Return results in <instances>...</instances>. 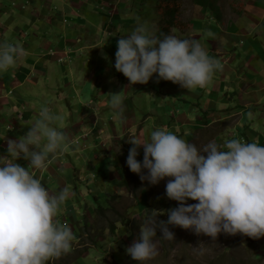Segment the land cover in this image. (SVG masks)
<instances>
[{"label":"rangeland","instance_id":"obj_1","mask_svg":"<svg viewBox=\"0 0 264 264\" xmlns=\"http://www.w3.org/2000/svg\"><path fill=\"white\" fill-rule=\"evenodd\" d=\"M152 1L158 3L157 8L147 3L149 6L144 8L145 11L139 13L138 1L121 0L128 9L127 13L121 12V18L136 19L139 22L136 26L146 24L155 35L162 36L165 34V28L168 27L167 18L163 15L166 14L165 10L163 12L166 0ZM0 2H5L9 8L7 10L15 12L14 5L19 1L0 0ZM174 2L179 3L180 6L177 11L176 24L169 28L168 34L175 35L180 39L193 40L207 38V33L211 34V30L205 31L202 23L205 21V17L212 18L213 10L211 8L217 2L216 0H169V3ZM248 2L249 0L234 2L233 0H221L219 8L225 11L224 17L227 20H236L234 9H246L245 11H247V8H250ZM25 3L32 4V1L27 0ZM94 8L95 4L90 7L95 10ZM131 9L133 11L129 15ZM94 14L97 15V12L94 11ZM105 14H111V12ZM6 16L9 17V11ZM80 16L82 15L80 14ZM73 18L74 25L86 23H80L75 16ZM101 18L102 16L98 13L97 19ZM106 20L110 24H114L110 15L106 16ZM1 21L3 19L0 17ZM87 28L88 25L85 26L84 36ZM134 28H124L125 33H122L121 36H127L128 32ZM204 34L205 36H203ZM236 36L232 34L230 39H237ZM16 40L14 39V41ZM256 43H260L258 49L261 58H264V39L261 38ZM87 49H91L84 51L90 52V59H96L98 46ZM204 49L210 56L213 49L206 47ZM232 51H237V48H232ZM111 53V58H113L116 51L111 50ZM244 53L247 57L249 56L246 50ZM30 64L31 62L27 61L24 66ZM76 65L78 66V64ZM83 68L90 71L89 74L84 73L83 75L93 78L92 91L91 89L82 91L83 85L88 83L83 75H79L82 74ZM114 68V66L108 67L104 75H90L91 73L96 74V67L90 63L82 68L79 67L78 72L73 71V75H76L75 78L79 77L71 80L77 90L72 88L73 91L67 92L64 102L60 103L65 106V109L54 112L61 117V120L57 122L63 124L61 130L66 136L71 135L72 141L68 143V148H72V150L59 152L62 155L59 161L57 160L59 153L52 158L49 171L48 166L45 169L29 168L33 176L41 181L42 186L50 194H58L65 187L70 189V196L56 219L60 224L67 225L76 239L69 254L62 255L50 264H132L130 256L126 253V248L131 246L137 238L144 220L151 213H156L159 214L157 220L167 221L168 210L179 206L177 201L170 200L166 196V184L170 178L162 180L158 185H151L148 181L142 182L136 174L135 178L128 181L122 168L113 172L108 178L99 176V172L101 173L105 169L98 168V164L104 161L106 166L109 157L116 160L124 147H132L129 143L132 140H139L141 143L147 142L151 131L162 128L160 123L176 124L179 128L169 126V131L188 143L196 145L198 150H203L210 142H214L221 150H225L223 145L231 139L254 142L259 146H264V102L251 103L252 97L256 98L255 101L260 99L259 92L255 96L247 97L244 101L240 92L249 95L245 93L248 89L247 86H244V89L240 87L241 90L232 87L230 90L233 91L226 92L225 95L228 88L227 81L229 79H227L209 96L213 102L209 103L205 100V96L208 94L200 97L196 104V119L193 120L192 117L188 118V115H184L187 114V111L184 110L183 103L178 101L175 105H173L174 103L169 105L173 100L172 97L167 99V85L172 82L164 81L165 85H163V80L157 82V77L154 75L147 84L131 85L123 74L110 75L114 73ZM15 69L11 71L15 73ZM48 76L46 75V77ZM50 76L55 79L56 75ZM220 77L221 75L217 79ZM29 78L30 76L26 75H20L18 78L16 74H0V100L3 101V105H0V114L3 113V116L0 118H5L2 120L8 123V127L4 125V132L8 131L9 134L6 135L12 138H14L13 133L21 126V123L17 124L18 119L20 118L23 123L29 116L23 112L22 102L20 103L22 110L18 115L17 104H10L6 101L16 98V90L5 93L7 86L17 84L20 93H25L28 100L32 99L29 98L27 90L30 93L42 95L41 101L47 99L48 102L53 97L51 89L55 88L58 99H62L61 92L63 83L66 82L65 79L64 81H53L50 86L48 82L43 81L44 87L40 81L35 85ZM233 83L236 84L235 81ZM212 87L213 84L210 89ZM85 88H88V85ZM263 88L264 82L262 83L260 80L257 84L250 86L249 90H261L264 94ZM114 94L121 97L122 112L113 109L111 105V98ZM77 103H82V106H78ZM127 107L130 111L127 110ZM30 119L32 120V118ZM130 120L136 124L135 127L129 122ZM163 129L168 130V127ZM12 138L0 141V156L7 155L2 151L7 153L5 150L8 147V140ZM79 140L82 143V149L77 154L78 152L75 151L78 149L73 150V145L80 144ZM138 151L137 159L142 162L143 146L139 147ZM202 154L207 156V153ZM80 155L81 157H79ZM101 159L103 160L99 161ZM118 160L123 167L121 160L119 158ZM17 162L28 167V162L23 159ZM60 162L64 164L65 169L75 168V164L78 169L74 171L72 169V174L69 175L68 170H63L59 166ZM90 167L92 172H88ZM96 171L98 172L96 173ZM89 173L93 174L88 176ZM145 174H147V170H145ZM96 188L98 189L96 190ZM187 203L198 202L188 200ZM173 233L174 240H162L161 235L157 234L154 243L157 246L158 255L147 261L146 264H264V237L253 239L243 234L221 233L213 241L208 236H197L192 230L180 227H176ZM133 262L137 264L136 261Z\"/></svg>","mask_w":264,"mask_h":264},{"label":"clouds","instance_id":"obj_2","mask_svg":"<svg viewBox=\"0 0 264 264\" xmlns=\"http://www.w3.org/2000/svg\"><path fill=\"white\" fill-rule=\"evenodd\" d=\"M115 69L131 85L170 81L187 91L207 87L220 69L201 43L175 35H155L140 24L117 40ZM22 48L0 42V73L18 65ZM113 109L122 112V100L112 96ZM61 117L47 107L22 137L8 140L7 155L0 156V264H50L73 249L75 236L56 219L70 196L65 187L52 195L31 169H45L68 138L57 122ZM126 164L141 181L158 185L168 179L166 196L179 206L169 209L167 221L148 216L126 253L137 264L158 255L154 238L174 240L169 226L192 230L215 241L219 234L264 237V146L231 139L221 150L214 142L203 150L174 133L157 128L147 142H129ZM143 146V161L137 159ZM202 153H207V156ZM23 159L28 167L17 161ZM147 170V174H145ZM197 201L188 204L187 201Z\"/></svg>","mask_w":264,"mask_h":264},{"label":"crops","instance_id":"obj_3","mask_svg":"<svg viewBox=\"0 0 264 264\" xmlns=\"http://www.w3.org/2000/svg\"><path fill=\"white\" fill-rule=\"evenodd\" d=\"M18 1L19 2L14 5L15 12L7 10L9 8L5 2H0V17L3 19V21L0 22V42H7L22 48L25 55L20 58L18 65L15 67V73L8 71L0 74H16L18 78H20V75L30 76L29 79L33 84L36 85L40 81V84L44 87V82H48L49 86L51 82H57L56 80L64 81L65 79L66 82L63 83L61 100L57 97V89L50 88L53 90V97H51L49 102L47 99L41 101L42 95L30 93V91L27 90L26 92L30 95L29 98L32 99L28 100L25 93H20V88L17 84L7 86L5 93L9 91L14 92L16 90V98L13 100L10 99V101L7 99L6 101L10 104H17L18 110L16 111L18 115H20V110L23 109V112L29 117L23 123L20 118L18 119L17 124L19 125L21 123V126L13 133L14 138L6 135L9 133L8 131L4 132L5 128L3 127L4 125L8 127V123L2 120L5 119L4 117L0 118V141L3 139L6 141L9 138L16 140L23 136L39 118V111L41 108L47 107L53 112L65 109V106L60 105V103H62V101L64 102L67 92L73 91L72 88L76 89V85H72L71 82L76 76L73 75V71L78 72L79 67L82 68L84 65L87 66L91 63L96 67V74L91 73L90 75H104L108 67L110 68L115 65V55L111 58V50L117 51V40L121 37L122 33H125L124 28L132 29V27H136V24L139 23L138 20L130 19L129 17L121 18V12L127 13L128 11L121 0H31L32 4L25 3L27 0ZM133 1H138L139 13L145 11L144 8L149 5L156 8L158 5V3H154L152 0H132V2ZM216 1L217 2L214 3L211 8L213 10L212 18L205 17V21L202 23L205 31L208 32L211 30V34L207 33V38L204 37L196 40L199 41L203 47L213 49L210 57L219 61L220 64V69L216 71L215 76L218 77L221 75V77L217 79V77L214 76L213 81L207 87L203 89L197 88L194 91H187L174 83L167 85V99L169 100L172 97L173 100L169 105L173 103V105H175L178 101L183 103L184 110L187 111V114L184 115H188V118L192 117L193 120L196 119V104L200 100V97L204 94H208L205 96V100L209 103L213 102L209 96H211L212 92L219 88L220 84L227 79L229 80L227 81L228 88L225 91V95L226 92L233 91L230 90L232 87L233 89L239 88L241 90V88L244 89V86H247L248 89L245 93L249 95L240 92L243 101L246 100L247 97L255 96L259 92V100L255 101L256 98L252 97L253 101L251 102V99L249 101L252 104L264 102L262 101L264 94L261 90H249L250 86L257 84L260 80H262V83L264 82V58H261L258 49L260 43H256V41H259L261 38L264 39V0H249L248 4L250 8H247V11H245L246 9H234L237 16L236 20H227L224 17L225 11L219 8V2H221V0ZM234 1L236 0H233V2ZM147 3L149 5H147ZM94 4L95 10L90 9ZM28 5L31 7L28 8ZM7 11H9V17L6 16ZM94 11L97 12V15L99 13L102 18L97 19V15L94 14ZM132 11L133 9L130 10L129 15H131ZM106 12H111V14H105ZM80 14L82 16H80ZM107 15H110L114 24H110L109 21L106 20ZM74 16L76 19H79L80 23H86L74 25L72 23ZM206 21H208V23H205ZM86 25H88V28L84 36ZM150 30L153 32L152 29ZM130 32L131 30L128 34ZM232 34L237 35L236 37L238 38L230 39ZM203 36H205V34ZM14 39L17 40L14 41ZM94 46H98L99 50L96 53V59H90V52L84 51L91 50L87 48ZM234 47L237 48V51H232ZM245 50L249 54L248 57L244 53ZM27 61L31 62V64L24 66ZM76 64H78V66ZM113 72L114 73L110 75H122V73L117 72L115 68ZM84 73L89 74L90 71L83 68L82 74L79 75H83ZM46 75L49 76L46 77ZM50 75H56L55 79ZM83 76L86 81L88 80V83L83 85L82 91L85 92L86 89L89 91L91 89L92 91L93 78L89 77V75H87L88 77L86 75ZM78 78L79 77H76L75 79ZM233 81H235L236 84H234ZM212 84L213 87L210 89ZM87 85L88 88H85ZM163 85H165L164 81ZM21 102L23 103L22 109L20 108ZM81 104L82 103H77L78 106H82ZM124 104L127 103L124 102ZM0 105H3L2 100H0ZM128 109L129 107H127V110ZM16 111L14 112L16 113ZM0 116H3V113H1ZM30 118H32V120ZM129 122L132 123L131 120ZM58 124L63 125L62 123ZM160 124H162V128L168 127V131L169 126L179 128L176 124L170 122ZM132 125L135 127L136 124L132 123ZM7 129L9 130V128ZM70 136L71 135L66 136L68 138V143L72 141ZM80 142L79 140L78 143ZM81 144L82 143L73 145V150H75V148L78 149V151H75L78 152L77 154H79L82 149ZM71 150L72 148L67 149L68 152ZM2 153L7 154L4 151H2ZM61 153L58 155V161L62 158ZM79 157H81V155ZM102 160L103 159L99 161ZM107 163L106 166L104 161L98 164V168L102 167L105 169L101 173L99 172V176L108 178L113 172H116L120 168L124 171L118 158L114 160L109 157ZM51 165L52 163L50 162L47 167L48 171L51 170ZM76 165L77 164H75V168H72L73 171L78 169ZM59 166L63 170H68L69 175L72 174V169H65L62 162H60ZM91 169L90 167L88 172H92L93 170ZM97 172L98 171H96V173ZM91 174L93 173L87 175L90 176ZM70 182L72 181L70 180ZM106 182H108V179H106ZM97 189L98 188H96V190Z\"/></svg>","mask_w":264,"mask_h":264},{"label":"trees","instance_id":"obj_4","mask_svg":"<svg viewBox=\"0 0 264 264\" xmlns=\"http://www.w3.org/2000/svg\"><path fill=\"white\" fill-rule=\"evenodd\" d=\"M165 2H166V7L167 8L164 7L163 8V12L165 10L166 11V14H163V13L162 14L165 16V18H167V25H168V27L165 28V34H168L169 33L168 32L169 31V28L171 26H174L176 24L177 11L179 9L180 4L177 3V2L169 3V0H166ZM129 150H130L129 147H124L122 153L119 154V157H118L121 160V162L123 163V168H124L125 176H126V179L128 181L136 177V174L132 173L130 171V169L128 168L127 164H126V159H127ZM150 215H152V213ZM158 221H160V220H158ZM175 228L176 227H173L171 225L169 226V230L171 232H174ZM157 234L162 235V233L159 231V229H157ZM162 240H164V239H162ZM129 259H130V262L132 264H134V262H133L134 260H132L131 257H129Z\"/></svg>","mask_w":264,"mask_h":264}]
</instances>
